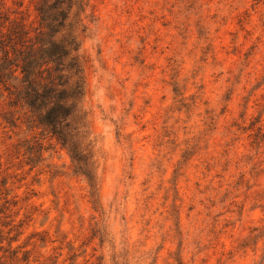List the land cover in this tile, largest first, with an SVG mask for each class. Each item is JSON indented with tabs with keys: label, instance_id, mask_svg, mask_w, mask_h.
<instances>
[{
	"label": "rangeland",
	"instance_id": "1",
	"mask_svg": "<svg viewBox=\"0 0 264 264\" xmlns=\"http://www.w3.org/2000/svg\"><path fill=\"white\" fill-rule=\"evenodd\" d=\"M0 2L11 20L39 25L38 0ZM83 16L99 201L68 149L28 129L0 85V218L22 224L19 252L0 255L264 264V0H90ZM34 141L43 150L30 161Z\"/></svg>",
	"mask_w": 264,
	"mask_h": 264
},
{
	"label": "trees",
	"instance_id": "2",
	"mask_svg": "<svg viewBox=\"0 0 264 264\" xmlns=\"http://www.w3.org/2000/svg\"><path fill=\"white\" fill-rule=\"evenodd\" d=\"M89 6L90 0H38L39 25L32 29L23 21L11 20L0 2V85L10 95L9 105L19 107L24 113L23 122L28 129L41 128L68 149L73 171L85 178L95 204L100 197L97 150L94 141L88 139L91 134L88 132L90 113L84 103L86 59L83 37L88 25L83 14ZM174 91L184 95L177 87ZM184 99L182 97L180 101ZM10 114L11 111H6L3 117L15 125L16 120L11 119ZM24 148L30 161L33 160L32 154L43 150L42 144L37 142L33 145L25 143ZM189 151L183 152V160H179L174 176L178 175L183 161L189 158ZM13 222L0 218V252L16 255L19 251L10 249L21 232L14 235L12 232L22 224ZM6 226H11L8 231L3 229ZM6 239L8 247L4 245ZM4 256L0 255V264L30 260L28 251L23 257ZM97 264L103 263L99 261Z\"/></svg>",
	"mask_w": 264,
	"mask_h": 264
}]
</instances>
